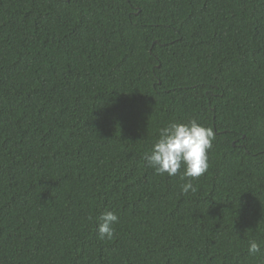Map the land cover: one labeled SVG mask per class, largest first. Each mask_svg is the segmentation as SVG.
Listing matches in <instances>:
<instances>
[{
	"label": "trees",
	"instance_id": "1",
	"mask_svg": "<svg viewBox=\"0 0 264 264\" xmlns=\"http://www.w3.org/2000/svg\"><path fill=\"white\" fill-rule=\"evenodd\" d=\"M191 118L185 194L144 156ZM0 264H264V0H0Z\"/></svg>",
	"mask_w": 264,
	"mask_h": 264
},
{
	"label": "clouds",
	"instance_id": "2",
	"mask_svg": "<svg viewBox=\"0 0 264 264\" xmlns=\"http://www.w3.org/2000/svg\"><path fill=\"white\" fill-rule=\"evenodd\" d=\"M158 137L144 159L158 175L175 176L181 167L184 172L181 179L198 178L209 169L208 152L213 146L215 134L211 127L201 124L196 118L187 122L170 121L158 128ZM192 179H186L181 185L183 193L196 191ZM119 216L114 211H105L99 217L98 236L100 239L111 240L115 235L114 225ZM261 251V243L250 240L248 252L252 255Z\"/></svg>",
	"mask_w": 264,
	"mask_h": 264
}]
</instances>
